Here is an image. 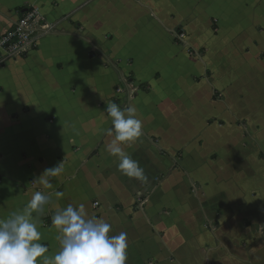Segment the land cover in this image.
Returning a JSON list of instances; mask_svg holds the SVG:
<instances>
[{"label":"crops","instance_id":"crops-1","mask_svg":"<svg viewBox=\"0 0 264 264\" xmlns=\"http://www.w3.org/2000/svg\"><path fill=\"white\" fill-rule=\"evenodd\" d=\"M28 7L56 25L0 66V218L61 191L127 233L126 264H264V0H0V37ZM111 102L142 120L143 180L107 151Z\"/></svg>","mask_w":264,"mask_h":264},{"label":"clouds","instance_id":"clouds-1","mask_svg":"<svg viewBox=\"0 0 264 264\" xmlns=\"http://www.w3.org/2000/svg\"><path fill=\"white\" fill-rule=\"evenodd\" d=\"M106 112L112 127L107 135L112 137L107 151L119 161L120 172L132 179H145L144 169L138 160L124 151L122 146L136 143L143 135L142 120L137 118L132 106L121 107L115 102L107 104ZM63 171L62 163L45 169L34 181L51 189L52 183L43 177H56ZM57 199L63 192L35 191L23 209L0 218V264H126L127 233L112 234V226L103 219L87 218L84 205L69 204L60 208ZM46 207H55L51 226L58 232L59 251L50 256L48 247L41 242L40 217L46 215Z\"/></svg>","mask_w":264,"mask_h":264},{"label":"built area","instance_id":"built-area-1","mask_svg":"<svg viewBox=\"0 0 264 264\" xmlns=\"http://www.w3.org/2000/svg\"><path fill=\"white\" fill-rule=\"evenodd\" d=\"M55 25L48 23L36 7L24 9L0 37V66L26 57L38 47L40 39L53 32Z\"/></svg>","mask_w":264,"mask_h":264}]
</instances>
